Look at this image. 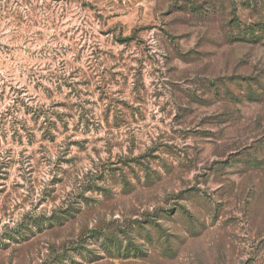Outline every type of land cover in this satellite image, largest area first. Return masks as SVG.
Instances as JSON below:
<instances>
[{
    "label": "rangeland",
    "instance_id": "1",
    "mask_svg": "<svg viewBox=\"0 0 264 264\" xmlns=\"http://www.w3.org/2000/svg\"><path fill=\"white\" fill-rule=\"evenodd\" d=\"M0 264H264V0H0Z\"/></svg>",
    "mask_w": 264,
    "mask_h": 264
}]
</instances>
